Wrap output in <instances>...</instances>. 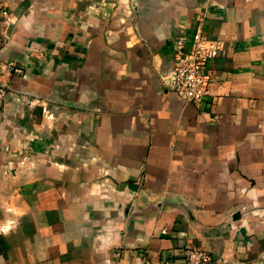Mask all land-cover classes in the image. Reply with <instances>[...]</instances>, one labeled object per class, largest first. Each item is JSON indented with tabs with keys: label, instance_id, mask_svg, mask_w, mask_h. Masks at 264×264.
I'll use <instances>...</instances> for the list:
<instances>
[{
	"label": "crops",
	"instance_id": "crops-1",
	"mask_svg": "<svg viewBox=\"0 0 264 264\" xmlns=\"http://www.w3.org/2000/svg\"><path fill=\"white\" fill-rule=\"evenodd\" d=\"M0 83V264H264V0H0Z\"/></svg>",
	"mask_w": 264,
	"mask_h": 264
},
{
	"label": "built area",
	"instance_id": "built-area-1",
	"mask_svg": "<svg viewBox=\"0 0 264 264\" xmlns=\"http://www.w3.org/2000/svg\"><path fill=\"white\" fill-rule=\"evenodd\" d=\"M203 21L195 33H185L176 39L174 54L173 92L183 102L199 109L208 105L210 96L207 66L224 50L223 40L204 32ZM8 95L9 88L0 83V113ZM213 261L203 248L192 247L185 251V264H213Z\"/></svg>",
	"mask_w": 264,
	"mask_h": 264
},
{
	"label": "water",
	"instance_id": "water-1",
	"mask_svg": "<svg viewBox=\"0 0 264 264\" xmlns=\"http://www.w3.org/2000/svg\"><path fill=\"white\" fill-rule=\"evenodd\" d=\"M174 78H175V74H174ZM173 82H174V79H173ZM173 82L170 85L172 90H173Z\"/></svg>",
	"mask_w": 264,
	"mask_h": 264
}]
</instances>
